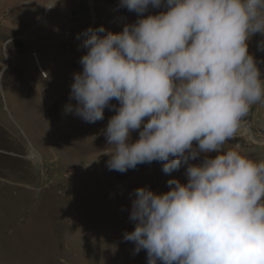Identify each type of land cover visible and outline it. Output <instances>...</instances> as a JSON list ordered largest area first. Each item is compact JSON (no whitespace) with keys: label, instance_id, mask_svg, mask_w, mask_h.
Listing matches in <instances>:
<instances>
[{"label":"clouds","instance_id":"clouds-1","mask_svg":"<svg viewBox=\"0 0 264 264\" xmlns=\"http://www.w3.org/2000/svg\"><path fill=\"white\" fill-rule=\"evenodd\" d=\"M119 6L137 20L119 33L103 26L82 33V71L70 86L76 103L65 111L88 123L104 119L105 108L115 111L104 129L109 170L157 161L168 174L187 166V182L170 179L167 192L134 190V229L123 239L137 254L146 250L147 264H264V161L239 145L225 147L251 107L264 102V78L247 43L264 36V0ZM149 7L167 11L144 16ZM10 44L0 42V76ZM258 47L264 50V40Z\"/></svg>","mask_w":264,"mask_h":264},{"label":"rangeland","instance_id":"rangeland-1","mask_svg":"<svg viewBox=\"0 0 264 264\" xmlns=\"http://www.w3.org/2000/svg\"><path fill=\"white\" fill-rule=\"evenodd\" d=\"M50 2L0 0V42L11 41L0 76V264H147L146 250L137 254L123 239L134 229V190L167 192L168 180L187 182V166L168 174L157 161L124 173L109 170L105 153L112 146L104 129L114 110L105 108L95 123L49 112L59 99L76 103L70 86L82 71V33L100 26L119 33L137 14L120 0H57L49 9ZM163 11L149 7L144 16ZM262 40L256 33L247 43L264 78ZM233 144L264 161V102L251 107L225 147Z\"/></svg>","mask_w":264,"mask_h":264},{"label":"trees","instance_id":"trees-1","mask_svg":"<svg viewBox=\"0 0 264 264\" xmlns=\"http://www.w3.org/2000/svg\"><path fill=\"white\" fill-rule=\"evenodd\" d=\"M68 104H71V102L67 98L63 100L59 99L50 107L49 112L52 114L62 112V114L69 115L71 113L65 111V108Z\"/></svg>","mask_w":264,"mask_h":264},{"label":"bare ground","instance_id":"bare-ground-1","mask_svg":"<svg viewBox=\"0 0 264 264\" xmlns=\"http://www.w3.org/2000/svg\"><path fill=\"white\" fill-rule=\"evenodd\" d=\"M247 129H241L240 132L244 133V134H247Z\"/></svg>","mask_w":264,"mask_h":264}]
</instances>
